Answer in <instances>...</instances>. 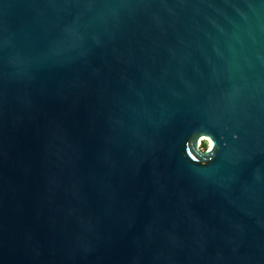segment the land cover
<instances>
[{"label": "water", "instance_id": "obj_1", "mask_svg": "<svg viewBox=\"0 0 264 264\" xmlns=\"http://www.w3.org/2000/svg\"><path fill=\"white\" fill-rule=\"evenodd\" d=\"M0 264H264V0H0Z\"/></svg>", "mask_w": 264, "mask_h": 264}, {"label": "clouds", "instance_id": "obj_2", "mask_svg": "<svg viewBox=\"0 0 264 264\" xmlns=\"http://www.w3.org/2000/svg\"><path fill=\"white\" fill-rule=\"evenodd\" d=\"M205 144H206V146H207V150H208L209 152H211V150H212V144H211V142H210V141H205Z\"/></svg>", "mask_w": 264, "mask_h": 264}, {"label": "rangeland", "instance_id": "obj_3", "mask_svg": "<svg viewBox=\"0 0 264 264\" xmlns=\"http://www.w3.org/2000/svg\"><path fill=\"white\" fill-rule=\"evenodd\" d=\"M200 148H201L202 150H204V151H208V150H207V146H206V144H205V141L202 142V143L200 144Z\"/></svg>", "mask_w": 264, "mask_h": 264}]
</instances>
